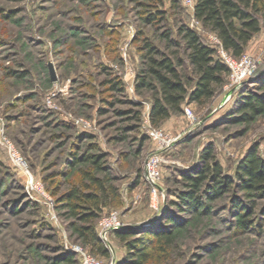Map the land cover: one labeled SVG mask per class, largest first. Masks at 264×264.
I'll use <instances>...</instances> for the list:
<instances>
[{
  "label": "rangeland",
  "instance_id": "rangeland-1",
  "mask_svg": "<svg viewBox=\"0 0 264 264\" xmlns=\"http://www.w3.org/2000/svg\"><path fill=\"white\" fill-rule=\"evenodd\" d=\"M192 7L185 0H0V139L24 162L18 164L0 144V264H85L73 247L98 264L126 261L125 244L110 231L100 236L110 251L105 258L66 230L56 198L79 185L82 170L102 176L86 163L72 167L73 151L102 152L115 180L118 195L96 221L99 234L113 215L120 227L161 230L171 227L163 225L166 218L177 221L172 249L164 257L154 254L147 264H264V200L246 232L234 225L232 203H245L236 186L201 215L169 205L181 188L179 171L198 165L207 145L229 176L249 149L264 158V118L248 126L228 119L243 86L258 91L264 85V28L234 59L249 61L243 79L234 83L230 77L209 102L189 105L193 120L177 114L158 127L176 141L162 154L155 197L145 180V161L157 143L146 133L149 105L133 91L140 61L135 35L161 45L158 34L164 29L174 33L182 21L195 29ZM159 11L163 21L147 23L145 18ZM199 33L214 45L211 35ZM110 76L122 79L124 93L107 91L103 80ZM129 99L142 103L140 121L119 141V128L133 123L121 121L115 110L132 108ZM69 253H75L74 262L64 260Z\"/></svg>",
  "mask_w": 264,
  "mask_h": 264
},
{
  "label": "trees",
  "instance_id": "trees-1",
  "mask_svg": "<svg viewBox=\"0 0 264 264\" xmlns=\"http://www.w3.org/2000/svg\"><path fill=\"white\" fill-rule=\"evenodd\" d=\"M159 14L160 11L150 13L145 20L149 24L161 23L163 16L158 17ZM191 17L198 22L195 29L184 21L175 25L174 33L170 28L164 29L158 34L161 45L140 32L135 35V41L139 42L137 51L140 61L133 91L148 103V120L152 127L158 128L173 115H184L186 106L209 102L229 81L230 69L219 57L218 46L208 44L199 30L214 36L224 51L238 59L244 55L252 38L264 28V0H193ZM103 84L107 91L116 94L125 92L124 83L118 76L104 79ZM127 103L132 108L115 110L122 117L121 121L133 123L119 128V135L116 136L119 141L127 139L125 133L128 130L138 129L140 121L142 103L133 99L127 100ZM233 113L229 121L244 126L257 118H264V85L259 86L258 91L243 86L237 95ZM143 141L140 139V145ZM71 158L72 167L77 163H86L102 176L82 170L79 185L56 198L61 215L67 222L66 230L92 254L110 257L96 221L118 195L115 180L104 166L102 152L88 154L73 151ZM178 183L181 188L174 192L177 199L170 200L169 205L188 215H201L211 203L236 186L245 196V203L233 201L234 225L236 230L246 232L254 224L257 203L264 200V158L255 147L249 149L236 164L234 174L229 176L223 174L212 146L207 145L200 154L198 165L179 171ZM165 222L164 226L171 227L161 230L150 226L112 228L110 234L123 242L127 249L123 264H147L154 254L164 257L174 245V229L178 225L173 217L166 218ZM74 255L69 253L64 260L74 262ZM51 264L59 263L53 261Z\"/></svg>",
  "mask_w": 264,
  "mask_h": 264
},
{
  "label": "built area",
  "instance_id": "built-area-1",
  "mask_svg": "<svg viewBox=\"0 0 264 264\" xmlns=\"http://www.w3.org/2000/svg\"><path fill=\"white\" fill-rule=\"evenodd\" d=\"M187 3H189L190 5L193 4V0H185ZM192 18V24L191 26L193 27H197L198 26V22L195 21ZM213 39V43L214 45L218 46V54L219 57L223 60V62L228 66V68L230 69V74H229V78L231 77L232 82L234 83H238L241 79H243L245 77V62L247 61L248 64V60H246L245 58H241L240 62L237 64L236 62H234V59L230 54H228L226 51H224L221 46L219 41L212 36ZM240 59V58H239ZM184 115L187 117V119L189 120H193V113L192 110L190 109L189 106H186L184 108ZM147 129H146V133L148 135V137L155 141L157 143V147L156 150L149 155V157L146 159L145 161V180L147 182H149L152 185L151 191H152V198L156 196V193L158 191V186H157V181L159 179V165L160 163L163 161L162 159V154L164 151H166L168 148H170L176 141V138L169 135V134H165L162 133L159 128L156 127H152L149 123L148 120V116H147ZM0 144L2 146H4L7 149L8 154L20 165H23L24 162L19 158V156H17L14 148L12 147V145L7 141V140H2L0 139ZM29 183L32 184L31 180H29ZM116 227H120V222L117 220V217L113 215V217L111 219H109L108 221L103 223V232L100 234L101 237L104 239L105 237V233L107 231H110L112 228H116ZM72 251H75L77 254H79L81 256V258L83 259L85 264H98L96 263L92 258H89L86 253L83 252L82 249L78 248V247H73L71 248Z\"/></svg>",
  "mask_w": 264,
  "mask_h": 264
},
{
  "label": "water",
  "instance_id": "water-1",
  "mask_svg": "<svg viewBox=\"0 0 264 264\" xmlns=\"http://www.w3.org/2000/svg\"><path fill=\"white\" fill-rule=\"evenodd\" d=\"M49 71H50L51 80L54 81L56 79V75H55L54 67L51 64L49 65Z\"/></svg>",
  "mask_w": 264,
  "mask_h": 264
},
{
  "label": "crops",
  "instance_id": "crops-1",
  "mask_svg": "<svg viewBox=\"0 0 264 264\" xmlns=\"http://www.w3.org/2000/svg\"><path fill=\"white\" fill-rule=\"evenodd\" d=\"M135 77V76H134ZM134 81V80H133ZM149 108V107H148ZM147 116H148V112H147Z\"/></svg>",
  "mask_w": 264,
  "mask_h": 264
}]
</instances>
